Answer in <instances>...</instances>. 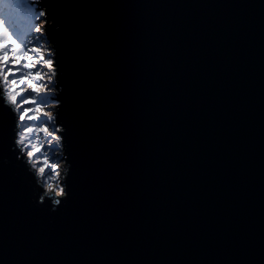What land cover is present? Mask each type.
Returning a JSON list of instances; mask_svg holds the SVG:
<instances>
[{"label":"water","instance_id":"1","mask_svg":"<svg viewBox=\"0 0 264 264\" xmlns=\"http://www.w3.org/2000/svg\"><path fill=\"white\" fill-rule=\"evenodd\" d=\"M49 3L72 194L0 178V264H264V0Z\"/></svg>","mask_w":264,"mask_h":264},{"label":"snow or ice","instance_id":"2","mask_svg":"<svg viewBox=\"0 0 264 264\" xmlns=\"http://www.w3.org/2000/svg\"><path fill=\"white\" fill-rule=\"evenodd\" d=\"M54 7L49 0H38L35 7L33 0H0V113L6 115L15 128L20 129L15 134L13 147V137L8 131L10 125L7 120H0V178L6 179L12 173L16 182L26 190L31 206L49 215L61 211L69 200L72 194L69 185L71 172L64 182L65 187H61L56 183L60 175L57 165L49 164L46 158L38 164L35 158L39 154V145L25 144V141L33 133H43L55 140L57 146L62 140L65 141L70 156V123L64 114L66 99L63 100L64 107L53 115L52 112L45 111V105L33 97V94L39 97L45 92V86L40 81L46 75L51 81L56 75L54 65L60 63L53 59V55H58L63 43L65 25L53 11ZM25 8L32 12L27 26L21 25L17 20L18 13L26 15L21 12ZM41 9H44L43 15L40 14ZM39 40L50 42L52 52L45 54L44 48L36 46ZM38 65L47 69V73L35 72L34 68ZM58 71L63 74V65ZM21 85L26 86L21 88ZM65 95L66 93H62L52 99L59 102ZM41 116L46 118V123H59L61 127L49 131L44 125L35 128L30 126L31 122L39 120ZM25 122H29V126H25ZM53 132L61 134L53 135ZM17 149L23 156L17 155ZM69 168L72 170V162L69 163ZM34 184H40L41 187L34 188ZM53 193L56 198H53ZM52 204L56 207H52Z\"/></svg>","mask_w":264,"mask_h":264},{"label":"rangeland","instance_id":"3","mask_svg":"<svg viewBox=\"0 0 264 264\" xmlns=\"http://www.w3.org/2000/svg\"><path fill=\"white\" fill-rule=\"evenodd\" d=\"M36 3H38V0H33V7L36 6ZM42 10V9H41ZM21 12H25L26 15H20L17 14V20L18 23H20L23 26H27L30 23V17L32 15V12L28 10L27 8L22 9ZM35 34H33L34 38ZM36 46L42 47L45 50V54H48L52 52L51 50V44L49 42H46L45 40H39L36 43ZM54 56V55H53ZM35 72H41V73H47V69L43 68L42 66H36L34 68ZM54 71H55V65H54ZM54 77H52V80L49 81L47 78V75L45 76V79L40 81L45 86V92L41 94V96L36 97L33 94V97L38 100L40 103L45 105V111L52 112L54 115V107L53 105L56 103L55 100L52 99V97L57 93L55 90V84H54ZM26 85H21L20 87H25ZM2 88V86H0ZM24 107H28V105H24ZM41 125L47 126L49 128V131H53L54 128H59L57 124H53L51 122L46 123V118L41 116V118L35 122H31L30 126L32 127H40ZM25 126H29V122H25ZM20 129L16 128V132ZM53 135H58V132H53ZM25 144L30 145H39V154L36 156V161L39 164L41 161H43L45 158L48 160L49 164L57 165V171L59 172V179L56 181L57 184H59L61 187L63 182V175L65 172V161H64V155L61 149V143L59 146H57L56 141L53 140L51 137L45 136L43 133H33L30 135V137L25 141ZM55 196V194H52Z\"/></svg>","mask_w":264,"mask_h":264},{"label":"clouds","instance_id":"4","mask_svg":"<svg viewBox=\"0 0 264 264\" xmlns=\"http://www.w3.org/2000/svg\"><path fill=\"white\" fill-rule=\"evenodd\" d=\"M43 13H44V10L42 9L41 12H40V14L43 15ZM53 107H55V105H53Z\"/></svg>","mask_w":264,"mask_h":264}]
</instances>
